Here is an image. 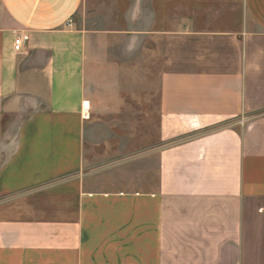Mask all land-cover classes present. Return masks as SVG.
Instances as JSON below:
<instances>
[{
    "label": "crops",
    "instance_id": "crops-1",
    "mask_svg": "<svg viewBox=\"0 0 264 264\" xmlns=\"http://www.w3.org/2000/svg\"><path fill=\"white\" fill-rule=\"evenodd\" d=\"M89 1L0 0V264H264V0Z\"/></svg>",
    "mask_w": 264,
    "mask_h": 264
},
{
    "label": "rangeland",
    "instance_id": "rangeland-1",
    "mask_svg": "<svg viewBox=\"0 0 264 264\" xmlns=\"http://www.w3.org/2000/svg\"><path fill=\"white\" fill-rule=\"evenodd\" d=\"M90 3L88 4V8L87 10H82V12L80 14H78L77 21L78 24L80 26H82L83 28H88V29H98V28H109L112 29L114 28V23H118L115 24L116 27H120V28H127L128 27V22L127 20H125L122 17H117L114 21V23H112V21H108L105 18L98 19V14L101 13V15L106 14V11H99L97 9V4L98 3H102V1L100 0L98 2V0H90ZM123 5L126 6L127 5V0H123ZM121 14V12H120ZM98 42L97 40H93L90 42V50L91 51H95L98 47ZM141 43H137V45H139ZM126 45L127 43H122V42H104V46L107 47V49L110 50V52L112 51H116V52H121L122 50L126 49ZM154 97H155V93H154ZM154 110H155V106H154ZM153 119L151 122H146V121H140V122H135V123H121V122H109V123H102L99 122L100 124H104L107 125L108 127L106 129L110 130H115V131H120L121 128L123 127H130L135 125L138 131H146L148 134L151 131L153 134V143H155L156 141V133H157V128H158V121H157V115L153 114ZM145 118V116L143 117ZM99 123H93L92 126L94 127H99L100 125H98ZM97 124V125H96ZM102 127V126H101ZM131 129V128H130ZM139 140V138H138ZM155 165V162H154ZM155 168V167H154Z\"/></svg>",
    "mask_w": 264,
    "mask_h": 264
},
{
    "label": "built area",
    "instance_id": "built-area-1",
    "mask_svg": "<svg viewBox=\"0 0 264 264\" xmlns=\"http://www.w3.org/2000/svg\"><path fill=\"white\" fill-rule=\"evenodd\" d=\"M28 39V36L27 35H22V34H18L15 38V43H14V46H15V49L17 51H20L24 44H25V41ZM87 107H88V103L86 102V105H85V113L84 115L85 116H88V112H87Z\"/></svg>",
    "mask_w": 264,
    "mask_h": 264
}]
</instances>
